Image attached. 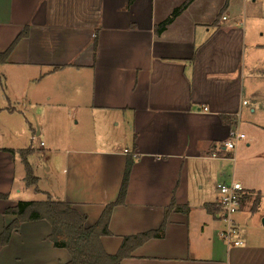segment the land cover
<instances>
[{"label":"crops","instance_id":"obj_1","mask_svg":"<svg viewBox=\"0 0 264 264\" xmlns=\"http://www.w3.org/2000/svg\"><path fill=\"white\" fill-rule=\"evenodd\" d=\"M185 1L0 0V51L27 30L0 66L39 89L29 91L33 99L0 100V193L8 195L0 198V233L15 219L6 209L35 200L23 198L31 188L44 194L37 200L72 203L93 225L117 199L132 156L125 202L112 211L111 234L101 237L107 253L158 229L174 199L184 209L169 212L164 235L121 264H264V44H249L246 29L229 19L230 0H212L207 12L210 0H192L158 31ZM40 81L54 95L34 99L48 87ZM27 107H71L85 128H98L83 135L94 144H73L72 129L55 132L49 147L32 143L40 127L30 137L34 174L36 150L50 159L47 189L26 184V148L15 143L32 129ZM17 116L20 128L11 122ZM109 123L120 128L115 136ZM234 130L246 134L230 149ZM232 180L244 186L232 216L243 243L235 246L221 236L216 190ZM50 232L46 220L22 223L0 247V264H66L68 251L53 245Z\"/></svg>","mask_w":264,"mask_h":264},{"label":"trees","instance_id":"obj_2","mask_svg":"<svg viewBox=\"0 0 264 264\" xmlns=\"http://www.w3.org/2000/svg\"><path fill=\"white\" fill-rule=\"evenodd\" d=\"M191 1L186 0L182 5L176 7L171 15L158 25V31H161L178 16ZM26 35L27 30L24 29L7 49L0 51V64L7 62L18 42ZM31 152V148L20 151L26 170V184L29 186L35 185L36 187L38 177L35 176L28 160V155ZM133 163V157L128 156L117 199L106 205L99 219L93 225H86L87 216L75 208L72 203L53 200L49 195L45 200L19 201L15 206L5 210L6 213L15 215V219L8 225H5L0 233V247L8 244L12 233L22 223L46 220L51 226L49 240L55 247L66 249L70 255V260L66 264H121L122 259L130 256L134 248L150 238L162 237L164 235L167 216L173 208L178 210L184 209L177 206L173 199L170 206L166 209L165 219L158 229L128 236L124 239L117 253H107L102 245L101 237L111 234L109 222L112 211L115 206L125 202ZM7 197V194L0 193V198Z\"/></svg>","mask_w":264,"mask_h":264},{"label":"rangeland","instance_id":"obj_3","mask_svg":"<svg viewBox=\"0 0 264 264\" xmlns=\"http://www.w3.org/2000/svg\"><path fill=\"white\" fill-rule=\"evenodd\" d=\"M160 2L161 0H157ZM168 2L169 4H177L181 3L182 0H163ZM209 1V0H208ZM209 1L208 7H205V11L207 12L212 6L214 7V1ZM231 7V16L230 20H238L241 26L246 29L248 43L264 44V0H230ZM229 11L225 13L226 16H229ZM201 15H198V18ZM202 18V17H201ZM263 54H259L260 57L263 58L262 65L264 66V51ZM263 68L259 67L258 70H262ZM46 72L43 73V75ZM19 73L11 74L6 71L5 67L0 66V100L1 99H33V93H29V91H37L39 90L34 85L38 84L37 81H31L30 85H27L24 82H21L18 79ZM20 76V75H19ZM23 78V77H22ZM44 81V80H43ZM43 81H40L43 82ZM39 82V81H38ZM46 83L43 82L42 85ZM47 86H43V90L46 92L41 93L42 97H36L34 99H45L48 93L52 94V90L54 88L49 87V84H45ZM39 92V91H38ZM76 92L81 95V90L76 89ZM68 99V98H66ZM23 110L24 107H19ZM27 117L30 119L32 123V129L29 125L27 137L25 138L23 133L18 134V140L15 141L17 146H21V148H28L31 146V136L38 131L39 127L41 129V134L39 137L32 141L35 147L39 146L40 141L47 142L46 147H49L55 138L53 136L55 132H63L67 134L68 130H71V133L74 135L75 139H73V144L81 145L85 142L89 144H94L91 140H83V135H94L99 134L97 125L91 128H85L83 125V121L81 119V114L79 111L71 107H60L54 108L53 110H45L42 107H36L33 111L27 107ZM78 119H80V123L77 124ZM12 124L17 125L19 128L22 124V118L14 117L12 119ZM244 127V126H243ZM120 128L117 126H113L111 123L108 124L106 131L111 136H115ZM247 130V128H244ZM243 130V132H244ZM249 130V129H248ZM246 134V133H245ZM250 134H248V137ZM86 144V143H85ZM44 151V150H43ZM39 152L36 150L34 154L30 157V160L36 164L35 175L39 177L38 187L40 189H47L50 186L51 173L46 170L50 159L48 160L47 151ZM34 190L28 189L23 193V198L25 199H43L45 198L43 193L35 194Z\"/></svg>","mask_w":264,"mask_h":264},{"label":"built area","instance_id":"obj_4","mask_svg":"<svg viewBox=\"0 0 264 264\" xmlns=\"http://www.w3.org/2000/svg\"><path fill=\"white\" fill-rule=\"evenodd\" d=\"M244 138L245 134L234 130L230 133V139L225 143V146L230 149L234 148L237 141ZM40 144L44 145L42 141ZM216 190L218 194L217 207L225 221V227L221 230V236L226 240L228 245H240L243 241L240 239L239 228L234 223L232 216L240 208L244 186L240 181L232 180L219 183Z\"/></svg>","mask_w":264,"mask_h":264},{"label":"water","instance_id":"obj_5","mask_svg":"<svg viewBox=\"0 0 264 264\" xmlns=\"http://www.w3.org/2000/svg\"><path fill=\"white\" fill-rule=\"evenodd\" d=\"M262 223L264 224V218H263V220H262Z\"/></svg>","mask_w":264,"mask_h":264}]
</instances>
